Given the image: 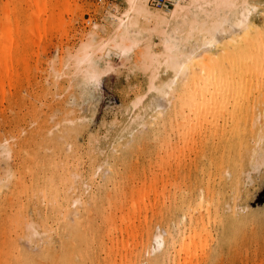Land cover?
Returning a JSON list of instances; mask_svg holds the SVG:
<instances>
[{
    "label": "bare ground",
    "instance_id": "obj_1",
    "mask_svg": "<svg viewBox=\"0 0 264 264\" xmlns=\"http://www.w3.org/2000/svg\"><path fill=\"white\" fill-rule=\"evenodd\" d=\"M23 1H25V3H27L28 0L27 1L23 0ZM170 1L172 2L173 8L171 10L167 11V10H154V9H152L149 6V0H122L123 8L120 11H118L117 13L109 12L107 14L106 19H107L108 23H107V26L103 30H101L102 34L99 35L96 32H94V30L97 28V26H96V28L94 30H92L93 32H91L88 35L86 40L84 38L85 41L81 42V44L78 46V48L75 50V52L72 54H69L67 56L68 58H67V61L65 62V65L67 67H70L71 76L76 78V80L78 81V84H80V86H82L83 90H85V91L90 90V89H94L99 84V82L101 84V81L103 80L102 77L105 76L107 71L109 73L110 67L112 65L110 66L111 62L109 61L108 57L111 54L118 56V58L120 59V62L122 60V61H128V62L132 63V66H133V68L136 69V71H137V69L142 71L146 75V81H145L146 92L137 95V97L135 98V100L131 104V107H130L131 113L129 116V123H128L129 124L128 127H130V128H128V129H131L132 131L134 129L132 127V125H138L137 123L140 121H143L142 125H146L149 128V130L152 132H154L155 130H156L155 132H158L159 127H161L164 131V127L166 128V125H169L170 127L172 126V124H170V123H172L171 122V116H175V118L178 116V118H179L180 123L176 125L177 129L180 128V125L181 126L185 125L184 127L182 126L183 128L182 127L180 128L181 130L182 129L185 130V127L189 126L190 128H193V130H195L197 132V130H196L197 125H198V128H201L202 125H211L210 128L212 129V131H214L213 134L215 135L217 142H216V144L210 143L212 141L211 140L212 135H211V137H210L211 141L208 143L210 146L209 152L213 155V154H215L213 152L216 151V152H219L220 155L218 154L219 155V156H217L218 158H212V156H211L210 163L213 166V168L215 169V171L218 173L219 179H221L223 174H225V173H226V176L228 175V177H229L228 178L229 183H227L228 184V192H229V201L228 200H227V202L224 201L223 204H224V206L226 205L227 210L229 212V215H232V214L236 213V211L238 210L239 207L247 206L246 205L247 202L245 199L247 197V193L249 192L247 188L253 181L252 180V174L254 173V174L259 175L260 172L262 171V169H264V85L262 87H260V83H259L261 94L260 93H259L260 95L257 94L258 95L257 97L253 96L254 93H252V91H253L252 88L254 87L253 79L255 80L256 77H259L258 75H260V73L263 72V69H264V10H263L264 9V0H170ZM47 5H48V2H46L45 0H40V4H39V7L37 9V13H42V15H43L46 12ZM20 7H22V5ZM29 11H31L29 9V6L27 7L26 11L23 8L21 9V12H24L25 14L29 13ZM261 17L263 18V22H262L263 24L259 25V24H257V22H258L257 20H259L261 22V19H260ZM56 21L57 20L54 19L53 23H55ZM45 25H46V22L43 21L41 24V36H42V31L43 32L46 31L47 26H45ZM11 35L12 34H10V40L12 41L11 44H7V46H4L3 44H1V41H0V51L4 55L9 54L11 56L9 64H14L16 62L17 58L13 57V55H12L13 54L12 47L14 46L16 41L20 42L21 36L18 35V36H20V38H18L16 40L13 38V36L11 38ZM154 38L158 39V43H155L153 41ZM157 46H158V48H156ZM3 66H5L7 68V63L0 65V67H3ZM121 66L122 65H120L119 67H121ZM3 69H5V68H3ZM3 69H2V71L0 70L1 73L3 72ZM66 69L68 70V68H66ZM128 71H130V70H128ZM55 72H57V71H55ZM60 72H58V73L60 74ZM130 72H132V70ZM1 73H0V75H2ZM3 73H5V72H3ZM58 73H56V74H58ZM59 74L57 76L55 74L54 75H55V77L58 78V77H60ZM68 74H70V73L68 72ZM165 76H167V77L169 76V78L165 79ZM72 77H71V79H72ZM260 77H262V76L260 75ZM10 78H12V77H10ZM66 78H67V76H66ZM2 79H3V76L2 77L0 76V84L3 87V85H4L3 81L4 80H2ZM68 84H70V86H72L71 83L68 82ZM256 85H258V84H256ZM256 87H254V90ZM69 88H71V87H69ZM71 89L73 90V88H71ZM64 92H65V90H64ZM254 92H256V90ZM175 121H176V119H175ZM174 126H175V124H174ZM74 127H76V126H74ZM74 127H72V129ZM155 127H156V129H155ZM64 128H62V129H64ZM172 128H174V127H172ZM70 130H71V128H70ZM82 130H84V129L82 128ZM201 130H202V128H201ZM204 130H206V129L204 128ZM74 131H77V127L74 128ZM163 131H161V132H163ZM171 131H172L171 133L174 134L173 133L174 130L172 129ZM178 131L179 130H177V132ZM190 131L191 130L188 131V129H187V133ZM195 131H194V133H195ZM199 131H200V129H199ZM66 133H65V135H66ZM181 133L184 135L185 134L187 135L186 132L183 133V130ZM72 134H74V133H72ZM164 134H166V132ZM164 134H163V136H164ZM167 134L169 136L170 133L168 132ZM190 134H191V132L188 133L187 137L191 139V137H193V136H191V135H193V133L191 135ZM59 135L63 136V133L62 134L58 133V136ZM110 135H111V133H110ZM179 135H181V134L179 133L178 136ZM189 135H190V137H189ZM199 135H200V132H199ZM204 135L205 134H203V137H204ZM207 135H209V134H207ZM56 136H57V134H56ZM56 136L54 137V139L57 138ZM67 136H69V134ZM67 136H66V138H67ZM69 137H71V136H69ZM69 137L67 138V140L69 139V141H70L71 138H69ZM183 137H185L182 139H184L183 140V142L185 143L184 146H186V144L188 142L190 143L191 141L186 140V136H183ZM60 138H61V136H60ZM159 138H160V135L159 134L156 135V139H159ZM54 139H53V142L57 144L58 138H57V140L55 139L56 141H54ZM63 139L64 138H62V140L61 139L59 140L60 143H61V141L62 142L64 141ZM212 139L214 141L215 138L213 137ZM74 140H76V136H75ZM114 140L115 139H113V141ZM206 140H208V139H206ZM48 141L49 140L47 139V142ZM185 141H188V142L186 143ZM53 142L51 143L52 145L54 144ZM162 142H163V138H162ZM168 142H170V141H168ZM205 142L206 141H203V143H205ZM8 143L9 142L7 140L0 147L1 148L0 153H1L2 157L4 158V160L5 159L9 160L13 156H17V155L23 153V150H22L23 147L22 146H17L16 148H14L15 145H11ZM151 143L152 142H150L149 144L151 145ZM156 143H158V142H156ZM62 144L63 143H61L60 145H62ZM66 144L68 145V143H66ZM73 144L76 145L75 142ZM166 144H165V146H166ZM194 144H196V143H194ZM42 145H43V143H42ZM58 145L59 144H57V146ZM146 145H148V144H145V146ZM159 145H160V143H159ZM159 145L156 144L157 147ZM173 145H175V143ZM63 146H65V145H62L61 147H63ZM120 146H121V144L118 145L117 147H120ZM125 146H126V143H125ZM152 146H154L153 143H152ZM187 146H188V144H187ZM187 146H186V148L189 147V149H190V147L192 148L193 145L188 146V147ZM38 147L40 148V146H38ZM45 147L46 146L44 145V148ZM76 147L74 149H77ZM121 147H123V146H121ZM182 147H183V145H182ZM201 147H202V150L200 152L203 153L202 155L204 156V154L207 153L208 150H206L203 145ZM58 148L59 147H57V149ZM72 148H73V146H72ZM128 148H129V146H127V148L125 147V149H128ZM173 148H174V146H173ZM184 148H182V150ZM38 149H37V151H40ZM42 149H43V147H42ZM57 149L55 148V151ZM60 149H61V151L65 150L64 147H63V149L62 148H60ZM60 149H58V150L60 151ZM98 149H100V148H98ZM123 149H124V147L122 148V150ZM165 149H167V147ZM58 150H57V152H58ZM79 150H81V149H79ZM92 150H93V148H92ZM92 150H91V152H93ZM115 150H118V149H115ZM122 150L120 148L119 152H121ZM137 150L138 149H136L135 151H137ZM158 150H160V149H158ZM46 151L47 150H45L44 152L42 151V152L43 153L49 152V151L48 152H46ZM55 151L53 152V154L55 153ZM61 151H60V153H61ZM76 151H78V150H76ZM125 151H127V150H125ZM129 151H131V150H129ZM180 151H178V152H180ZM184 151H185V149L183 150V152ZM196 151H198V150H196ZM50 152L48 153V156H47L48 161H50L49 163H46L48 161H46L43 158L46 155H43V157L39 155L38 158L42 157L46 161V162H44V164L40 163V166L37 163L38 159H36L37 162L35 161V159H34L35 156L32 154L33 152L31 154L34 156V158L31 157L32 155L26 157V158L30 159V160L27 159L30 163L34 160V163L33 162H32L33 164L31 163L33 167L28 168V169H32L34 171L33 172L31 170L33 172L32 176L30 175L31 173L29 174L30 177H32L31 181H30V185H24V183L22 182L20 177L19 178L16 177L17 172L16 173H13L10 171L6 172L5 179L6 180L8 179L9 183H10L11 179H13V181L10 183L11 190H10V192L7 191L8 193H10L9 194L10 197L12 199L13 198L15 199V196H17L19 194V192H21L22 196L24 197V194H25L26 199L28 200L26 202L27 206L22 205L23 207H26L28 209L30 202H32L33 203L32 208H33L35 214L36 213L38 214L40 211L39 212H36V211H38V209H39L38 206L41 205L40 202H42L46 208L45 212L47 211V214H48V215H44L43 218L39 217L41 220H39L38 222H36L37 221L36 220L35 221L36 223L33 222L34 224L32 223V221L29 222L28 219L26 218V216H25L27 214L26 211H25L26 214L24 216H22V211H20L21 214H19V215L17 214V211H15L16 213H14V215L12 214L13 216H8L9 221H10V222H8V226H9L8 231H10V229H12L14 235H16L15 238H17L15 241V245L17 244L19 237L21 239H26V244H27V241L30 243L31 241H29V240L34 241V239H36L38 237V239H37L38 242L37 243L35 242V243L38 244V246H41V244L39 245V242L42 243V245H43V251H42V255L40 257L41 261H36V260H40L39 258L36 260L31 259L30 257H33L34 254H32V256L29 257L31 260L30 259H24V258H27L24 256V253H22L23 255H21V253H19V252H18L19 254H14L13 251L15 252L16 248L13 245V248H15V249L14 250L12 249L13 251L9 252L10 262H8V264H99L97 261H95V259L93 257V255H95V254L94 253L92 254L90 252L91 245H93L92 243H94V241H96V239H97V241H99V245L96 244L97 247H99L98 249L100 250L101 248H104V247H102L103 241H104L103 236L105 235L107 237V239L106 238L105 239L108 240V237L110 235L112 237V234H113L112 232L117 230V229L120 231L121 234L124 233L127 235V241H125V239H124L125 242H123V241H121L120 243L115 242V244H116L115 245L111 238L109 240L115 246L121 245L120 248L123 250L125 249L126 252L129 249V246H131V244H133L137 240L138 241L142 240V242H141L142 244L140 245L141 250H138L139 252H135L134 250L132 251V249H130V251L128 250L129 252L127 254H125V257H123L121 260H119L118 264H159L158 262L160 261L159 259L162 255L168 256V263L167 264H194L195 260L198 257L204 256L205 253L203 251H205L207 238L210 237V235H212V234H210L211 231H209L210 225H211V223H214V225H215L216 220L221 215L220 213H218L219 212L218 205H214V203H216V201H215V192L212 191L213 187L211 189L208 187V185L205 188L201 187L200 191L198 192V196L195 197L194 201H192L191 197H189V196H188L189 199L186 196L181 197L180 195L182 192L180 190H178L181 192L179 195L180 200L177 199L179 201V204L178 205L176 204V206L174 207V211L179 210L180 211V217L178 216L179 219H176V221L173 222L174 225H172L174 228L177 229V231L173 230V232H172V231H169V228H168L166 231L164 229L163 230L164 232H157V233H152L150 231L151 226L149 227L148 225L151 224L150 223L151 221L149 222L150 224H148L146 218L144 219V217H143V221H141L140 224H137L139 226V227L136 226L137 229L135 228L134 221H132L130 218L131 217L130 215H133L136 213V210H137L136 204H138L137 202L142 203L145 200L144 199L145 195L142 194L143 192L139 191L140 192L139 193L138 190L136 189L138 192V193L136 192L138 199L137 198H136L137 200L134 199L133 196L130 197V198H132L131 203H130V207H128V208L126 207L128 212H126V214L124 216L120 215L121 217L120 216L118 217L120 224L117 227L116 226L117 220L114 219L113 217H111V214L110 215L106 214L104 209L97 205L99 202L96 203V201L94 199L95 196L92 193L89 194V201H86L81 196L80 193H79V195H78V193H77V195L75 193H72L74 195L70 196L71 193L69 194L68 192H70L69 191L70 189H71V191L73 190V180L75 179L74 181H76V179H78L80 177L78 172L76 171L77 169L74 170L72 168L73 170H70L71 171L70 172L67 169L68 166H66L67 168L63 167L64 169H61L59 173L56 172L55 171L56 166L54 165L56 162L53 164L52 162L54 160L53 161H51L52 159L49 160V157L51 155ZM166 152H165V154H166ZM26 153L28 154L27 151H26ZM65 153L66 152L64 151V155H65ZM72 153H74V151H72ZM61 154H63V151ZM76 154L74 153L73 157H76L75 156ZM97 154L95 156H99ZM100 154H102V153L100 152ZM114 154H116V153H114ZM118 154H121V153H118ZM67 155H68V158L69 157L71 158V155L69 156L68 152L66 153L65 158L67 157ZM87 155H88V152H87ZM102 155H104V154H102ZM132 155L136 156L134 153ZM183 155H184V153H183ZM51 156H55V154L51 155ZM113 156H116V155H113ZM166 156H167V154H166ZM203 156H202V159L206 158L207 154L205 155V157H203ZM58 157H60V154ZM167 157L169 158V152H168ZM20 159H21V157H20ZM161 159L162 158H160V160ZM175 159H176V157H175ZM202 159H201V164H203ZM39 160H41V162L43 161L42 159H39ZM58 160H60V159H58ZM61 160H62V158H61ZM66 160H68V159H66ZM121 160H123V159H121ZM166 160H167V158H166ZM21 161H23V160H21ZM25 161H26V159H25ZM78 161H77V163H79ZM91 161H92V159H91ZM133 161H135V159ZM162 161H160V162H162ZM106 162H104V163H106ZM126 162H127V160H126ZM164 162L166 163L165 160H164ZM77 163H76V165H77ZM104 163H102V164H104ZM123 163H124V161H123ZM125 163H124V165H126ZM135 163H136V161H135ZM197 163H196V165H197ZM81 164H83L82 160H81ZM112 164H114V163H112ZM127 164H129V163H127ZM204 164H206V163H204ZM21 165H22V163H21ZM26 165H24V166H26ZM59 165L62 166V164H59ZM97 165H98V163H97ZM58 166H57V168H58ZM71 166H72V163H71ZM98 166L100 167V164ZM246 166H248L249 168H246ZM80 167H81V165H80ZM99 167H98V170H99ZM127 167H130V166H127ZM44 168L49 170L48 171L49 176H46V175L43 176L42 175L41 177H39L38 175L40 173L38 174V171L40 169L44 170ZM199 168H201V167L199 166ZM199 168H197L198 171H199ZM207 168H208V166H207ZM119 169H120V167H119ZM57 170H59V169H57ZM105 170H107V169H105ZM23 171H25V170H23ZM110 171H111V169H110ZM215 171H214V174H215ZM28 172H30V171H27V173ZM127 172H129V170H127ZM25 173H26V171H25ZM111 173H112V171H111ZM90 174H92V172ZM196 174H199V173H196ZM93 175L94 174H92V176ZM106 175H107V173H106ZM106 175L104 177H106ZM115 175H116V173H115ZM92 176H91V178H92ZM120 176L121 175H119V178H120ZM128 177H130V176H128ZM128 177L126 176V178H128ZM91 178L86 179L85 182L83 181V188H85L84 192H88V189L91 188V186H92V183H91L92 179ZM166 178H167V176H166ZM206 178L208 179V177H206ZM120 179H122V178H120ZM226 179H227V177H226ZM80 180H82V179H79V181ZM190 180L192 181V179H190ZM195 180H197V179H195ZM139 181H141V180H139ZM170 181H171V179H170ZM207 181H209V180H207ZM113 182H114V179H113ZM150 182L151 181L149 180V184H150ZM166 182H167V180H166ZM9 183L8 184L6 183V186L9 185ZM142 183H143V181H142ZM201 183H202V181H201ZM2 184H3V182H2ZM128 184L130 185V183H128ZM167 184H165V185H167ZM183 184H181V185L183 186ZM74 185L78 186L75 183H74ZM81 185H82V183H81ZM101 185H103V184H101ZM126 185H127V183H126ZM144 185H145V179H144ZM151 185H150V187L148 186L149 189L151 188ZM94 186H96V185H94ZM113 186L115 187V184ZM263 186H264V177L262 179V188H263ZM1 187H0V191L2 189ZM75 187H74V189H75ZM114 187H113V189L115 190V188L117 186L115 188ZM120 187L122 188V186H120ZM120 187H119V189H121ZM192 187H193V184H192ZM3 188H4L3 190L6 189V187H4V186H3ZM173 188H174V185H173ZM196 188H197V186H196ZM20 189H21V191H19ZM98 189H99V186H98ZM156 189L157 188H155L154 190H156ZM185 189H186V186H185ZM104 190H105V188H104ZM106 190H107V188H106ZM146 190H148V189H146ZM151 190L153 191V189H151ZM182 190H184V189H182ZM187 190H188V188H187ZM102 192H104V191H102ZM105 192L107 193V191H105ZM116 192L117 191H115V193ZM124 192H125V190H124ZM124 192H123V194H124ZM187 192H189V191H187ZM119 193H122V192L120 191ZM127 193H130V192H127ZM144 193H145V191H144ZM107 194H109V192ZM193 194L196 195V193H193ZM116 195H117V197L120 196V195L118 196V194H116ZM153 195L155 196V194H153ZM157 196L159 197V192H158ZM182 196H183V194H182ZM105 197L106 198H104V200H106V202L108 204L107 208H109L111 204H113V203L115 204V202L111 200L112 198H110L109 195H106ZM146 197H147V193H146ZM174 197H175V194H174ZM163 198H164V195H163ZM17 199H18V197H17ZM23 199H25V198H23ZM174 199H172V201ZM247 199H249V196ZM260 199H261L260 197L255 198L256 201H259ZM5 200H6V198H5ZM8 200H10L9 197H8ZM7 201H5V202H7ZM116 201H117V199H116ZM10 202L13 203L12 201H10ZM100 202L103 203L104 201L102 200ZM106 202H105V204H106ZM2 203H4V202H2ZM119 203L121 204V202H119ZM144 203L142 205H144ZM173 203H174V201H173ZM102 205H104V204H102ZM11 206H12V204H11ZM31 206H30V208H31ZM41 207H43V205ZM72 207H74L75 209L72 210ZM13 208H14V206H12V210H13ZM126 208H123V210H125ZM137 208H138L139 212H142V211L145 212L147 210L146 205H144L143 209H141L140 207H137ZM150 208H151V206H150ZM43 209H44V207H43ZM91 210L94 211L96 218L98 219V221L100 220L101 225L104 226L105 229H103V231L101 230V227H99V226L95 227L93 219H95V221H96V218H93L91 216ZM109 210L110 209H108V211ZM115 210H116V208H115ZM41 211H42V209H41ZM122 213L124 214V211H122ZM197 213H198V215H197ZM223 213H222V215H224ZM7 214L9 215V212ZM113 214L116 215V212ZM158 214H159V212H158ZM194 214H196L197 216L194 217ZM138 215L140 216V213ZM164 215H165V213H164ZM168 215H170V214H168ZM226 215H227V213H226ZM49 216H50V219L52 222L51 224H49V222L47 221V217H49ZM133 216H135V215H133ZM29 219H31V217ZM156 219H157V217H156ZM156 219H155V221H156ZM160 219H161V217H160ZM160 219H159V223H161ZM220 220L221 219L219 218V221ZM138 221H140V220L138 219ZM165 222L168 223L167 221H165ZM52 225H56L55 229L58 228V230H59V228H62V231H64V234H65V235H63L64 238L60 239L61 249L57 255L52 253V250L50 247V244L54 242L51 239V232H52L51 227H52ZM98 225H99V223H98ZM122 226H124L123 229H122ZM167 227H168V225H167ZM141 230H142V232L140 233ZM144 233H146V235H147V240H143V238H142ZM53 234H54V232H53ZM62 234H63V232H62ZM54 236H55V234H54ZM60 237H62V236H60ZM6 238L8 239V237H6ZM7 239H6V241H7ZM129 240L131 241V243H129ZM9 242L7 243L8 246H9ZM23 242H25V241H23ZM23 242H22V244H23ZM149 242H152L150 249L148 248ZM11 244H14V242ZM107 244L104 246L107 247L108 246ZM113 244L111 247H109L107 249V251H109L110 254L113 253L112 251L115 247V246H113ZM136 244H138V243H136ZM135 246H138V245H135ZM10 247H12V245H10L8 249H10ZM24 248L25 249L22 248L23 252H25L27 250L26 246H24ZM38 248H40V247H38ZM33 251H34V248H33ZM145 251L146 252L149 251L150 254H153V257L155 256V259H154L155 262H152L151 258L147 259V257H146V259H145V257H144V254L146 253ZM21 252H22V250H21ZM34 252L38 253V251H36V250ZM103 252H104V250L102 251V254H104ZM143 252H145V253H143ZM30 253H32V251H30ZM99 253H100V251H99ZM99 253H98V256H99ZM28 254H29V252H28ZM22 256H24V257H22ZM108 256L109 255L107 254L106 257H108ZM37 257H39V255ZM96 257H97V255H96ZM33 258H35V257H33ZM103 261H104V258H103ZM108 263L109 264H116L115 260H113V261L110 260Z\"/></svg>",
    "mask_w": 264,
    "mask_h": 264
},
{
    "label": "rangeland",
    "instance_id": "obj_2",
    "mask_svg": "<svg viewBox=\"0 0 264 264\" xmlns=\"http://www.w3.org/2000/svg\"><path fill=\"white\" fill-rule=\"evenodd\" d=\"M45 1L48 2V5L46 7V12L42 15V13H37V9L39 7L40 0H28L27 3H25V1H23V0H0V41H1V44H3L4 46H7V44L12 43V41L10 40V34H12L11 38L13 36V38L16 40L18 38H20V36H21L20 42L16 41L14 46L12 47V51H13L12 55H13V57L17 58L16 62L14 64H9L10 57H11L9 54L4 55L0 51V65L7 63V68L5 66L0 67L1 71L3 68H5V69H3V72H5V73H3V72L1 73V71H0V73L2 74L0 76L1 77L3 76L2 80H4L3 81L4 82L3 87L0 84V147L7 140L9 142L8 144L15 145L14 148H16L17 146L23 147L22 148L23 153H21L17 156H13L9 160H6V159L4 160V158L2 157V155L0 153V155H1L0 156V163H1L0 164V176H1L0 177V185L2 186V187L0 186L2 188L0 191L1 192L0 193L1 194L0 195V202H1L0 203V264H8V262H10L9 252L13 251L15 248H16L15 252L13 251V253L14 254L21 253V255H23L22 253H24V256L27 257L24 259H30L31 258L33 260H36L38 258L40 259L41 255H42V251H43L42 243L39 242V245L41 244V246H38V244H36L38 242L37 241L38 237L36 239H34V241L29 240V241H31L30 243L27 241V244H26V239H21L19 237L17 244L15 245V241L17 238H15L16 235H14L12 229H10L11 232L8 231V228H9L8 222H10L8 216H13L14 213H16L15 211H17V214L19 215V214H21L20 211H22V216H24L27 212V214L25 216L29 222L32 221V223H33L36 220H37L36 222H38L39 220H41L39 217L43 218L44 215H48L47 211L45 212L46 208H45L44 204L42 202H40L41 205L38 206V208L40 210L38 209V211H36V212L40 211L38 213L39 214L38 215L37 213L35 214V212L32 208L33 207L32 202H30L28 209L26 207H23V206H27L26 202L28 200L26 199L25 194H24V197L22 196L21 192H19L20 195L18 194L17 196H15L16 200L14 198H13L14 199L13 200L9 195L10 193L7 192V191L10 192V190H11L10 183L13 181V179L10 178L11 181L9 183L8 179L6 180L5 177H6V172H8V171L13 172V173L17 172L16 177H18V178L20 177V179L22 180L24 185H30V181L32 178V177H30V175L32 176L34 171L32 169H28V168L33 167L32 164L34 163V160L32 161L33 163L31 162L32 163L31 164L28 161L30 159L26 158V157L31 156L33 154L35 156V158L33 155L31 157H33L35 159V161H36V159H38L37 160L38 162L37 161L36 162L40 166V163L44 164V162L48 161L47 156L51 150L52 151L50 152V154L51 155L55 154V156H51L49 154L50 155L49 160H51V159H52L51 161L54 160L52 162L53 164L56 162L54 164L56 166V168H55L56 172L59 173L61 169L67 168L66 166H68L67 169L69 171L73 170V169L74 170L77 169L76 171L78 172V174L80 176L78 179H76V181H74L75 179L73 180V190H72L73 192L71 191V189L69 190L70 192H68L69 194L71 193L70 196L74 195L72 193H75L76 195H77V193H78V195L80 193L81 196L86 201H89V194L92 193L95 196L94 199H95L96 203L99 202L97 205L99 207L103 208L106 214H109V215L111 214V217H113L114 219L117 220L116 221L117 227L120 224L118 217L120 215L124 216L126 214V212H128L127 208L130 207V203H131V199H132L130 197L133 196L134 199H136L137 198L136 192L138 190V192L139 191L143 192L142 194L145 195V198H144L145 200L142 203L137 202L138 203V204H136L137 210H136V213L133 214L135 216L130 215L131 220L134 221L135 228H136V226L139 227L137 224H140L141 221H143V217H144V219L146 218L148 224L151 223L148 226L149 227L151 226L150 231L152 233L164 232L163 230L165 229V231H166L168 228H169V231H172V232H173V230L177 231V229L174 228L172 225H174L173 222L176 221V219H179V217H180V211L179 210L174 211V207L176 206V204L177 205L179 204L178 200H180V197H179L180 193L182 192L180 195L181 197L186 196L188 199H189V197H191V200L194 201L195 197L198 196V192L200 191L201 187L205 188L207 185L210 189L213 187L212 191L215 192V201H216V203H214V205H218V207H219L218 213H220L222 215V213L224 212L223 213L224 215H222V216L220 215V217H218V219L215 222V225H214V223H211L212 226L210 225L211 229L209 228V231H211L210 234H212V235H210V237L207 238L205 251H203L205 254L202 257L201 256L198 257L195 260L194 264H264V186L262 188V179L264 177V172H263L264 169H262V171L260 172V174H259L260 176L258 174H254V173L252 174V180L253 181L247 188L249 192L247 193V197L245 199L247 202L246 203L247 206L239 207L238 210L236 211V213L229 215V212L227 210L226 205L224 206V204H223L224 201L225 202H227V200L229 201V192H228V184H227V183H229V179H228L229 177H228V175L226 176V173H225V174H223L224 177L222 176V178L219 179L218 173L215 171V169L213 168V166L210 163L211 156H212V158H218L217 156L220 155L219 152H216V151L213 152V153H215L213 155L209 152L210 146L208 143L211 140H212L210 142L211 144H216V142H217V139H216L215 135L213 134L214 131H212V129L210 128L211 125H202L201 126L202 130H201V128H198V125H197V129H196L197 132L195 130H193V128L186 126L185 130L182 129L183 133H185V132L187 133V129H188V131L191 130L190 131L191 134L193 133V135L190 134L191 136H193V137H191V139L187 137L188 133H190V132H188L187 135L186 134L184 135L181 133L182 130L180 128L182 126L184 127L185 125H182V126L180 125V128L177 129L176 125L180 123L178 116L176 118H175V116H171V122L172 123H170V124H172V126L170 127L169 125H166V128L164 127V131L166 132V134H164L165 132L163 131V129L161 127H159L158 132H155L156 130L154 132L150 131L146 125H142L143 121L138 122L137 123L138 125H132V127L134 128L132 131L131 129H128V128H130V127H128L129 126L128 123H129V116L131 113L130 112L131 104L135 100L137 95L146 92V86H145L146 75L142 71H140L138 69L136 71V69L133 68L132 63H130L128 61H122V60L120 62V59L118 58V56L111 54L108 57L109 61L111 62L110 66L112 65L110 67L109 73L107 71L105 76L102 77L103 80L101 81V84L99 82V84L94 89H90V90L85 91V90H83L82 86H80V84H78V81L76 80V78L71 76L70 67H67L65 65V62L67 61V58H68L67 56L69 54H72L75 52V50L78 48V46L81 44V42L86 40L88 35L91 32H93L92 30H94L96 28V26H97V28L94 30V32H96L99 35L102 34L101 30H103L107 26V23H108L107 19H106L107 14L109 12L117 13L118 11H120L123 8L122 0H45ZM21 5H22V7H20ZM28 6H29V9L31 10V11H29L30 14L29 13L25 14L24 12H21L22 8L25 9V11H26ZM149 6L154 10H167L168 11V10H171L173 8L172 2L170 0H149ZM54 19L57 20L55 23H53ZM260 19H261V22L259 20H257L258 22L256 21L257 24H259V25L263 24L262 23L263 18L261 17ZM43 21L46 22L45 26H47V28H46L45 32L42 31V36H41V24ZM18 35H20V36H18ZM84 38H85V40H84ZM153 41L155 43H158L157 38H154ZM156 48H158V46ZM120 65H122V66L119 67ZM66 68H68L69 71ZM128 70H130V71L132 70V72H130ZM55 71H57V72H55ZM67 71L70 74H68ZM58 72H60V74ZM56 73H58L60 75V77H58V78L55 77V75L56 76L58 75ZM260 75L262 77H260ZM260 75H258L259 77H256L255 80L253 79L254 87H256V86L257 87L255 88L256 92H254L255 91L254 87L252 88V90H253L252 93H254L253 96H256V97L261 94L260 93L261 92L260 87H262L264 85V82H263L264 81V76H263L264 75V69H263V72L260 73ZM66 76H67V78H66ZM10 77H12V78H10ZM71 77H72V79H71ZM168 78H169V76L168 77L165 76V79H168ZM68 82L71 83V85L73 87L70 86V84H68ZM259 83H260V87H259ZM256 84H258V85H256ZM69 87L73 88V90ZM64 90H65V92H64ZM175 119H176V121H175ZM174 124H175V126H174ZM74 126L77 127V131H74V128H76ZM72 127H74V128L72 129ZM172 127H174L175 129ZM62 128H64V129H62ZM70 128H71V130H70ZM82 128L85 131L82 130ZM171 128L174 130V132H173L174 134L171 133L172 132ZM204 128L206 130H204ZM155 129H156V127H155ZM176 129L179 131L177 132ZM199 129H200V131H199ZM161 131H163V132H161ZM194 131H195V133H194ZM198 131L200 132V135H199ZM71 132L74 134H72ZM168 132L170 133L169 136L167 134ZM58 133L59 134L63 133V136L62 135L58 136ZM65 133H66V135H65ZM110 133H111V135H110ZM162 133L164 134V136ZM179 133L182 136L181 135L178 136ZM56 134H57V136H56ZM68 134L71 137L67 136ZM158 134L160 135V138L156 139V135H158ZM203 134H205L204 135L205 138L203 137ZM207 134H209V135H207ZM74 135L76 136V140H74L75 139ZM190 135H189V137H190ZM211 135H212V138L213 137L215 138L214 141L212 138L210 140ZM55 136L58 138V141H57V144H59L58 146L56 143L53 142V139ZM60 136H61V138H60ZM66 136H67V138L68 137L71 138L70 141H69V139L67 140ZM183 136H186V140L191 141L190 143L188 141H185V142L186 143L188 142L187 143L188 146L193 145L192 148L190 147V149H189L187 144H186V146L188 148H186V146H184L185 143L183 142L184 139H182V138H185V137H183ZM57 138H55V139L57 140ZM62 138H64L63 140L65 141V142L61 141V143H63L62 145H65V146H63L65 150H62L63 154H61L62 151L60 149V148L63 149V147H61L62 145H60L61 143L59 141L60 139L62 140ZM162 138H163V142H162ZM47 139L50 141V142L48 141L49 143L47 142ZM55 139H54V141H56ZM113 139H115V140L113 141ZM206 139H208V140H206ZM51 141L55 144V145L53 144L54 146L51 144L52 143ZM168 141H170V142H168ZM203 141H206V142L203 143ZM74 142L76 145L73 144ZM150 142H152L154 146H152V143L150 145L149 144ZM156 142H158V143H156ZM42 143H43V145H42ZM66 143H68V145ZM125 143H126V146H125ZM159 143H160V145H159ZM174 143H175V145H173ZM194 143H196V144H194ZM120 144H121V146L124 147L123 150H122L123 147H121V146L117 147ZM145 144H148V145L145 146ZM156 144L159 146L157 147ZM165 144H166V146H165ZM44 145L46 146L45 147L46 149L44 148ZM182 145H183V147H182ZM202 145L204 146V148L206 150H208V152L205 153L204 156L202 155L203 153L200 152L202 150V147H201ZM38 146H40V148ZM72 146H73V148H72ZM127 146H129L128 149L131 151H129L128 149H125V147L127 148ZM173 146L175 149L173 148ZM42 147H43V149H42ZM57 147H59L58 149H60L61 153L57 149ZM75 147L77 149H74ZM166 147H167V149H165ZM36 148L37 149L39 148L38 150H40V151H37ZM55 148L58 150V152H57V150L55 151ZM78 148L81 150H79ZM92 148H93V150H92ZM98 148H100V149H98ZM114 148L118 149V150H115ZM120 148L122 150L121 152H119ZM182 148L185 149L184 152H183L184 149L182 150ZM90 149L93 152H91ZM136 149H138V150L135 151ZM158 149H160V150H158ZM195 149L198 151H196ZM0 150H1V148H0ZM25 150L28 152V154L26 153ZM45 150H47L46 152H48V151L49 152L43 153ZM53 150L55 151L54 154H53V152H54ZM76 150H78V151H76ZM125 150H127L128 152ZM64 151L66 153L68 152L69 156L71 155V158L69 157L70 159L68 158V155L65 158L66 153L64 155ZM72 151H74L75 154L77 153L75 155L76 157H73L74 153H72ZM178 151H180V152H178ZM87 152H88V155H87ZM100 152L102 154H104L105 156L100 154ZM165 152H166L167 156H168V152H169V158L170 159L166 156ZM114 153H116V154H114ZM118 153H121V154H118ZM133 153L136 156L132 155ZM183 153H184V155H183ZM59 154H60V157H58ZM96 154L99 155L100 157L95 156ZM206 154H207V157L202 159V156L205 157ZM39 155L42 157H43V155H46L45 157H43L46 161L42 157L38 158ZM113 155H116V156H113ZM20 157H21V159H20ZM175 157H176V159H175ZM61 158H62V160H61ZM160 158H162V159L160 160ZM166 158H167V160H166ZM25 159H26V161H25ZM39 159H42L43 161L41 162V160H39ZM58 159H60V160H58ZM66 159H68V160H66ZM91 159H92V161H91ZM121 159H123V160H121ZM134 159H135L136 163H135V161H133ZM201 159L203 160L202 163L203 164L206 163V164H204V165L201 164ZM21 160H23V161H21ZM81 160H82L83 164H81ZM126 160H127V162H126ZM164 160L166 161V163L164 162ZM77 161L79 163H77ZM123 161H124V163L126 162L125 163L126 165H124ZM160 161H162V162H160ZM49 162L50 161H48L46 163H49ZM104 162H106L107 164ZM21 163L23 166L21 165ZM71 163H72V166H71ZM76 163H77V165H76ZM97 163H98V165L100 164V167L97 165ZM102 163H104V164H102ZM112 163H114V164H112ZM127 163H129V164H127ZM196 163H197V165H196ZM59 164H62V166ZM24 165H26L27 167ZM80 165L82 168L80 167ZM206 165L208 166V168ZM57 166H58V168H57ZM127 166H130V167H127ZM199 166L201 168H199ZM98 167H99V170H98ZM119 167H120V169H119ZM197 168H199V171ZM246 168H249V167L246 166ZM22 169L25 170L26 173ZM57 169H59V170H57ZM105 169H107V170H105ZM110 169H111L112 173H111ZM127 170H129L130 173L127 172ZM27 171H30V172L27 173ZM48 171L49 170L45 169V168H44V170L40 169L38 171V174L40 173L38 176L39 177H41L42 175L43 176L44 175L49 176ZM214 171H215V174H214ZM91 172L95 176L94 175L92 176V174H90ZM106 173H107V175H106ZM115 173L117 176L115 175ZM196 173H199V174H196ZM105 175L107 178L104 177ZM119 175H121L120 178H122V179L119 178ZM125 175L127 177L130 176L131 178L130 177L126 178ZM91 176H92V178H91ZM166 176H167V178H166ZM206 177H208V179ZM226 177H227V179H226ZM89 178L92 179V181H91L92 186L90 189H88V192H84L85 188H83V181L85 182L86 179H89ZM79 179H82V180L79 181ZM113 179H114V182H113ZM144 179H145V185H144ZM165 179L167 180V182ZM170 179H171V181H170ZM190 179H192L193 182ZM195 179H197V180H195ZM139 180H141V181H139ZM149 180L151 181L150 184H149ZM207 180H209V181H207ZM1 181L3 182V184L5 182L7 184L9 183V185L6 186V183L3 185ZM142 181H143V183H142ZM201 181H202V183H201ZM74 183L77 184L78 186L74 185ZM81 183H82V185H81ZM126 183H127V185H126ZM128 183H130V185ZM164 183L165 184L168 183V184L165 185ZM101 184H103V185H101ZM114 184H115V187L117 186L116 188L113 186ZM181 184H183V186ZM192 184H193V187H192ZM94 185H96V186H94ZM150 185H151V188L149 189ZM173 185H174V188H173ZM3 186L6 187L5 190H3L4 189ZM98 186H99V189H98ZM120 186H122V188ZM185 186H186V189H185ZM196 186H197V188H196ZM74 187H75V189H74ZM113 187L115 188V190L113 189ZM119 187L121 189H119ZM104 188H105V190H104ZM106 188H107V190H106ZM155 188H157L156 190L159 192V197L157 196L158 192L156 190H154ZM187 188H188V190H187ZM146 189H148V190H146ZM151 189H153V191ZM182 189H184V190H182ZM124 190H125V192L127 191L130 193H127V192L125 193ZM178 190H180L181 192ZM19 191H21V189ZM102 191H104V192H102ZM105 191H107V193L109 192V194H107ZM115 191H117L118 193L117 192L115 193ZM120 191L122 193H119ZM144 191H145V193H144ZM187 191H189V192H187ZM123 192H124V194H123ZM146 193H147V197H146ZM173 193L175 194V197H174ZM193 193H196V195ZM116 194H118V196L119 195L120 196L117 197ZM153 194H155V196ZM182 194H183V196H182ZM106 195H109L110 198H112L111 200L115 202V204L113 203L110 205V207L112 206L111 208L110 207L107 208L108 204H107L106 200H104V198H106L105 197ZM163 195H164V198H163ZM7 196L9 197L10 200H8ZM248 196H249V199H247ZM4 197L6 198V200ZM17 197H18V199H17ZM257 197H260L261 199L259 201H256L255 198H257ZM23 198H25V199H23ZM3 199L5 201H7V200L8 201L5 202ZM116 199H117V201H116ZM172 199H174L173 200L174 203H173ZM102 200L104 201L103 203L100 202ZM10 201H12L13 203H11ZM118 201L121 202V204ZM2 202H4L5 204ZM105 202H106V204H105ZM143 203H144V205H146V208H147V210H146L147 212L145 211L146 213L144 211L139 212L138 208H137V207H140L141 209H143V207H144V205H142ZM11 204H12V206H14L13 210H12ZM102 204H104V205H102ZM42 205H43L44 209H43V207H41ZM149 205L151 206V208ZM30 206H31V208H30ZM115 208H116V210H115ZM123 208H126V209L123 210ZM41 209H42V211H41ZM74 209L75 208L72 207V210H74ZM108 209H110V210L108 211ZM122 211H124V214L122 213ZM8 212H9V215L7 214ZM115 212H116V215L113 214ZM138 212L140 213V216L138 215L139 214ZM158 212H159V214H158ZM164 213H165V215H164ZM226 213H227V215H226ZM168 214H170V215H168ZM197 215H198V213H197ZM197 215L194 214V217ZM29 216L31 217L32 220L29 219L30 218ZM91 216L93 218H96L93 210H91ZM156 217H157V219H156ZM160 217H161V219H160ZM137 218L140 221H138ZM219 218L221 219L220 221H219ZM155 219L157 222L155 221ZM159 219H160L161 223H159ZM47 221L49 222V224L52 223L50 216L47 217ZM93 221H94L95 227L96 226L101 227L102 231H103V229H105L104 226L101 225L100 220L98 221V219L96 218V221H95V219H93ZM165 221H167L168 223H166ZM98 223H99V225H98ZM167 225H168V227H167ZM55 228H56V225H52V227H51V229H52L51 239L54 242L50 244V247H51L52 253L57 255L61 249L60 239H63L64 238L63 235H65V234H64V231H62V228H59V230H58V228L57 229H55ZM123 228H124V226H122V229ZM117 230L112 232L113 233L112 237L110 235L108 237V240L111 238L112 241L114 242V244H115V242L120 243L121 241H123V242L127 241V235L124 233L121 234L120 231L119 230L117 231ZM53 232H54L55 236H54ZM62 232H63V234H62ZM141 232H142V230L140 231V233ZM60 236H62V237H60ZM6 237H8V239ZM105 238L107 239V237L104 235L103 236L104 241H103V245H102V247H104V248H101L100 250L98 249L99 247H97V245H99V241H97V239H96V241H94V243H92L93 245H91V248H90L91 249L90 252L92 254L93 253L95 254V255H93L95 261H97L99 264H109L108 262L110 260L111 261L115 260L116 264H118L119 260H121L123 257H125V254H127L130 251V249H132V251L134 250L135 252H139L138 250H141L140 245L142 244L141 243L142 240L135 241L133 243L134 245L131 244V246H129V249H128L129 251L127 250V252H126L125 249L123 250L120 248L121 245L115 246L116 244L114 245L113 243L110 242V240L108 241ZM142 238H143V240H147L146 233H144ZM6 239H7V241H6ZM124 239H125V241H124ZM9 241L11 243L14 242V244H11ZM23 241H25V242H23ZM8 242H9V246L12 245V247H10V249H8L9 248V246L7 244ZM22 242H23V244H22ZM129 243H131L130 240H129ZM136 243H138V244H136ZM106 244L108 245L107 247L104 246ZM112 244L115 247L112 251L113 253L111 252L112 254H110L109 251H107V249L109 247H111ZM13 245L15 248H13ZM135 245H138V246H135ZM151 245H152V242H149L148 243L149 249H150ZM24 246H26V248H27V250L25 252L27 254L29 252L28 255L25 252H23V249H25ZM38 247H40V248H38ZM33 248H34V251L36 250V251H38V253H35L33 251ZM21 250H22V252H21ZM103 250H104L103 253L105 255L102 254ZM30 251H32V253H30ZM99 251L101 254L99 253ZM145 252H143V253H145ZM98 253H99V256H98ZM32 254H34L33 257H35V258L30 257V256H32ZM107 254L110 257L109 256L106 257ZM38 255H39V257H37ZM96 255L98 258L96 257ZM24 256H22V257H24ZM144 257H145V259H146V257H147V259L151 258L152 262H155V260H154L155 256L153 257V254H150L149 251L144 254ZM103 258H104V261H103ZM159 260H160L158 262L159 264H167L168 263V256L162 255ZM36 261H41V259L36 260Z\"/></svg>",
    "mask_w": 264,
    "mask_h": 264
}]
</instances>
